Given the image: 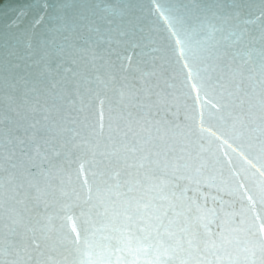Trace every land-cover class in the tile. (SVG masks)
<instances>
[{
    "label": "water",
    "instance_id": "95a60500",
    "mask_svg": "<svg viewBox=\"0 0 264 264\" xmlns=\"http://www.w3.org/2000/svg\"><path fill=\"white\" fill-rule=\"evenodd\" d=\"M0 264H264V0H0Z\"/></svg>",
    "mask_w": 264,
    "mask_h": 264
}]
</instances>
